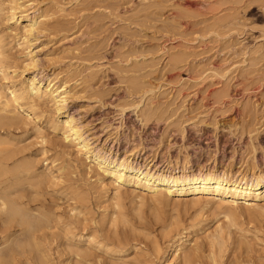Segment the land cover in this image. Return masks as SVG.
<instances>
[{
    "label": "rangeland",
    "instance_id": "rangeland-1",
    "mask_svg": "<svg viewBox=\"0 0 264 264\" xmlns=\"http://www.w3.org/2000/svg\"><path fill=\"white\" fill-rule=\"evenodd\" d=\"M22 1L28 14L48 15L45 30L31 47L40 60L37 78L65 85L68 113L88 138L94 137L97 150L141 153L139 161L144 153L168 166L186 155L195 166L217 161L236 168L255 160L264 165V0ZM19 19L8 23L0 17V33L13 56L14 79L23 83L37 72L24 66L26 51L16 45L12 29L27 24ZM43 107L45 114L53 113L50 105ZM35 122L47 142L36 135L34 122L2 134L38 171L57 165V174L63 165L66 176L57 185L39 188L32 208L42 206L68 222L76 204V234L95 231L113 239L119 228L120 237L136 236L127 256L91 247L93 263L128 259L133 264H176L167 237L177 227L194 225L184 244L194 247V264H264V209L243 206L227 218L218 210H201L188 196L157 201L126 190L111 201L112 191L87 172L76 149L69 146L68 155L63 153L52 145L59 136L50 124L44 118ZM69 184L76 186L77 199L71 198ZM25 192L34 196L29 187ZM108 212L117 221L109 220ZM1 223L0 242L5 234ZM62 235L45 245L54 263L71 264L65 245L77 240ZM214 235L221 244L212 243ZM28 255H19L17 264H24Z\"/></svg>",
    "mask_w": 264,
    "mask_h": 264
},
{
    "label": "bare ground",
    "instance_id": "bare-ground-1",
    "mask_svg": "<svg viewBox=\"0 0 264 264\" xmlns=\"http://www.w3.org/2000/svg\"><path fill=\"white\" fill-rule=\"evenodd\" d=\"M24 4L22 0H0V17L6 22H18L19 17L27 21L22 28L16 27L12 31L15 34L16 45L26 51L24 66L37 72L23 83L16 82L14 78L17 74H14L16 70L12 66L14 62L10 61L13 56L6 50L3 34L0 33V221L5 233L0 244H6L0 247V264H17L16 259L19 255L26 253L29 255L24 259V264H32V260L37 264H57L54 263L45 242L49 244L50 239L57 241L59 236L61 238V233H64L62 239L77 240V243L65 245V251L69 256L67 259L72 261L71 264H95L91 247L103 249L106 255L117 253L127 256V250L133 247L130 245L131 239L136 237L124 234L120 237L119 228L116 232L113 231V239L99 236L95 231L76 234L75 222L77 214L80 213L77 212L76 204L69 210L72 221L68 222H64L61 216L50 214L42 206L32 208V202L38 197L39 188L47 183L57 185L66 176L63 165L57 168V174H54L53 170L57 165L47 166L44 170L38 171L31 159L19 156L23 151L14 145L13 140L2 134L7 132L8 128H20L34 122L36 135L41 137L43 142H47V138L40 135L41 127L35 122V118H44L55 131L54 135L59 136L57 137L59 139L53 137L54 147H60L67 155V147L76 149L80 155L77 159L81 165L87 164V172L92 171L96 175V181L103 189L112 191L113 195L109 196L111 201L123 197L126 190L136 196L150 194L157 201L169 202L188 196L194 204L200 205L201 210L206 208L218 210L227 218L236 216L243 206L246 210L264 209L262 203L264 165L258 160L238 167L236 165V168H231L229 164L222 167L217 161L210 165L199 163L195 166L197 163H192L190 155H186L184 161L177 160L174 163L168 161V166L158 163L155 156L151 158L144 153L142 154L144 161H139L141 153L136 157V152L118 155L111 152L103 154L100 149L97 150L92 141L94 137L88 138L89 134L78 119L68 113L69 92L65 85L57 86L52 82L44 84L43 78H37L40 75V60L37 57L38 53L31 47L37 44L36 35L45 30L48 15L28 14ZM31 12L36 11L31 9ZM2 80H7V83H2ZM45 105L53 108L52 114H45L46 110L43 107ZM25 111L27 113H24ZM75 167L77 168L76 164ZM27 187L34 196H29L28 190L25 192ZM74 187L76 186L69 184L67 189L71 188L70 193L73 195L71 198L77 199V189ZM80 193L82 192L79 191V195ZM108 214L109 212L107 213L109 217ZM109 218L112 222L118 219ZM54 221L57 222L56 225L53 224ZM60 222H64L63 228H58ZM78 224L79 221L77 226ZM54 226L57 227V231L53 230ZM193 228L194 225L177 227L171 230L167 237V249H175L172 261L176 264L195 263L194 247L184 246ZM46 229L52 232L48 233ZM214 236L212 243L217 241L221 244L217 235ZM80 241H84L87 246L80 245ZM134 248L137 249V246ZM114 262L133 264L128 259Z\"/></svg>",
    "mask_w": 264,
    "mask_h": 264
}]
</instances>
